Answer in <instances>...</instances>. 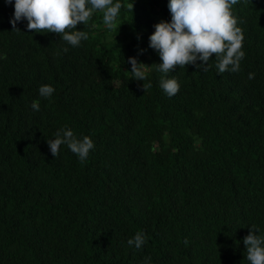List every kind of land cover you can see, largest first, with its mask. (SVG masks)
<instances>
[{
	"label": "trees",
	"instance_id": "trees-1",
	"mask_svg": "<svg viewBox=\"0 0 264 264\" xmlns=\"http://www.w3.org/2000/svg\"><path fill=\"white\" fill-rule=\"evenodd\" d=\"M119 2L115 29L97 11L72 47L26 20L15 31L0 0V264H249L243 239L264 234V0L232 6L240 70L218 73L214 56L177 68L171 98L149 47L169 0ZM130 57L152 66L144 81ZM62 128L94 142L84 162L66 145L52 156Z\"/></svg>",
	"mask_w": 264,
	"mask_h": 264
},
{
	"label": "clouds",
	"instance_id": "clouds-1",
	"mask_svg": "<svg viewBox=\"0 0 264 264\" xmlns=\"http://www.w3.org/2000/svg\"><path fill=\"white\" fill-rule=\"evenodd\" d=\"M13 4V0H5ZM238 0H169L167 8L171 20L160 21L154 25L155 31L149 37V47L155 50L162 63L154 64L162 75L159 86L168 97L175 96L180 85L170 72L177 68L193 65L197 70L208 71L209 60L214 56L218 73L229 69L232 72L240 70V62L245 57L243 49V30L238 27V19L232 12V6ZM122 4L117 0H14V15L10 24L15 31H20L17 23L26 20L28 31L36 33L46 31L59 35L72 47H79L82 40L88 39V33L77 30L79 24L87 25L95 12L102 13V23L109 29L117 27ZM133 10V3L129 5ZM63 51L67 53L68 48ZM200 63H197V62ZM131 65L132 80L144 81L149 66L138 61L135 57L128 58ZM249 74V79L254 78ZM152 85L142 84L145 92ZM39 95L50 98L55 89L48 84L41 85ZM31 107L39 111V101H33ZM54 158L59 155L60 147L66 145L81 162H84L95 145L88 136L77 138L70 128L59 129L54 139L46 140ZM260 229L252 225L249 234L244 237L243 244L246 260L249 264H264V234L258 235ZM145 235L137 232L128 240L129 246L139 249L146 244ZM185 245L188 240L185 239ZM146 257V264H150Z\"/></svg>",
	"mask_w": 264,
	"mask_h": 264
},
{
	"label": "rangeland",
	"instance_id": "rangeland-1",
	"mask_svg": "<svg viewBox=\"0 0 264 264\" xmlns=\"http://www.w3.org/2000/svg\"><path fill=\"white\" fill-rule=\"evenodd\" d=\"M156 17H158V15H156Z\"/></svg>",
	"mask_w": 264,
	"mask_h": 264
}]
</instances>
